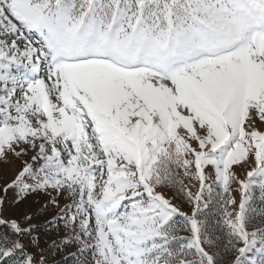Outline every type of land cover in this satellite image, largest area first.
Segmentation results:
<instances>
[{"label":"snow or ice","instance_id":"1","mask_svg":"<svg viewBox=\"0 0 264 264\" xmlns=\"http://www.w3.org/2000/svg\"><path fill=\"white\" fill-rule=\"evenodd\" d=\"M9 173L0 264H264V0H0Z\"/></svg>","mask_w":264,"mask_h":264},{"label":"trees","instance_id":"2","mask_svg":"<svg viewBox=\"0 0 264 264\" xmlns=\"http://www.w3.org/2000/svg\"><path fill=\"white\" fill-rule=\"evenodd\" d=\"M193 190L195 191V189H193ZM9 195L11 196V193ZM28 202L29 201H25L24 204H21V205L17 206V208H20L21 212H24L25 210H27V211H35V210H40L41 209V205L43 204V201L41 203L32 202V204H31V206L29 208ZM185 206L189 210L188 206L187 205H185ZM17 208H15V209H17ZM55 211H56V209H53V208H49L48 211H43V210L37 211L36 215L33 216V219L31 221V223L37 225V231L40 234L43 235L44 233L51 232V236L49 237V240H51L52 238H56L55 228L54 227L50 228L47 225V221L52 219V215L55 213ZM71 251H73V249L72 248H68L64 252L56 254L53 257V259L56 260V261H59V264H65V255L67 253H70ZM67 264H72V260H71L70 256L68 257Z\"/></svg>","mask_w":264,"mask_h":264},{"label":"rangeland","instance_id":"3","mask_svg":"<svg viewBox=\"0 0 264 264\" xmlns=\"http://www.w3.org/2000/svg\"><path fill=\"white\" fill-rule=\"evenodd\" d=\"M10 175H11V173H9L8 176L0 177V183H3V180H4V179H8V178H10ZM0 194H2V193H0ZM234 195H237V198H238V194H237V193H234ZM42 201H43V200H40L38 203H41ZM32 202H33V201H29V202H28V206H29V205L31 206ZM30 206H29V208H30ZM25 208H26V207H25ZM182 208H183V210H185V211H189L185 205H183ZM20 212H21V209H20V208H17V209H13V210H12V214H17V213H20ZM24 212H28V211L25 210Z\"/></svg>","mask_w":264,"mask_h":264}]
</instances>
